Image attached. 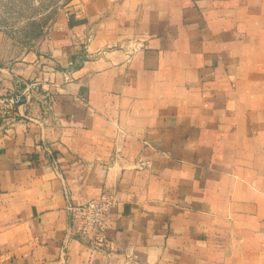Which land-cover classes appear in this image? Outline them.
<instances>
[{
  "label": "crops",
  "instance_id": "1",
  "mask_svg": "<svg viewBox=\"0 0 264 264\" xmlns=\"http://www.w3.org/2000/svg\"><path fill=\"white\" fill-rule=\"evenodd\" d=\"M55 28L0 67V264H264V0H77Z\"/></svg>",
  "mask_w": 264,
  "mask_h": 264
},
{
  "label": "rangeland",
  "instance_id": "2",
  "mask_svg": "<svg viewBox=\"0 0 264 264\" xmlns=\"http://www.w3.org/2000/svg\"><path fill=\"white\" fill-rule=\"evenodd\" d=\"M77 0H0V67L46 56L54 31Z\"/></svg>",
  "mask_w": 264,
  "mask_h": 264
},
{
  "label": "built area",
  "instance_id": "3",
  "mask_svg": "<svg viewBox=\"0 0 264 264\" xmlns=\"http://www.w3.org/2000/svg\"><path fill=\"white\" fill-rule=\"evenodd\" d=\"M34 87L35 86L31 84L27 89H32ZM23 98L24 93H21L2 100V104H0V114L8 117L14 116L16 106L22 103ZM113 205V197L100 194L98 197L87 201L79 207V222L83 232L98 235V233L104 229Z\"/></svg>",
  "mask_w": 264,
  "mask_h": 264
}]
</instances>
